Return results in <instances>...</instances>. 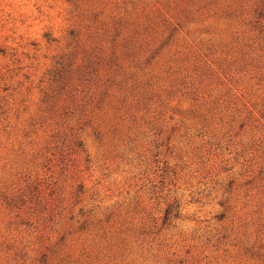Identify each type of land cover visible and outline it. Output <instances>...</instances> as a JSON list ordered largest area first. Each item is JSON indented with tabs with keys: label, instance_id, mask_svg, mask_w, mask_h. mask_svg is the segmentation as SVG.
Instances as JSON below:
<instances>
[{
	"label": "rangeland",
	"instance_id": "rangeland-1",
	"mask_svg": "<svg viewBox=\"0 0 264 264\" xmlns=\"http://www.w3.org/2000/svg\"><path fill=\"white\" fill-rule=\"evenodd\" d=\"M0 264H264V0H0Z\"/></svg>",
	"mask_w": 264,
	"mask_h": 264
}]
</instances>
